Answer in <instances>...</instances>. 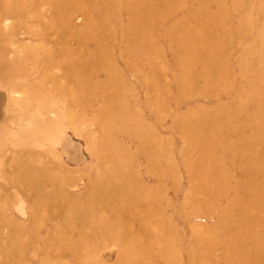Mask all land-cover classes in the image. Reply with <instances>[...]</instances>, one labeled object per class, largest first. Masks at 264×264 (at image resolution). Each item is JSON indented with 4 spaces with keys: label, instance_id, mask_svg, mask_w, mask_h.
Masks as SVG:
<instances>
[{
    "label": "rangeland",
    "instance_id": "rangeland-1",
    "mask_svg": "<svg viewBox=\"0 0 264 264\" xmlns=\"http://www.w3.org/2000/svg\"><path fill=\"white\" fill-rule=\"evenodd\" d=\"M63 1L65 0H0V64L2 65V62L22 63L26 67L22 77L18 72L12 79L18 83L19 89L16 92H11L10 88L0 85V130H11L16 127L17 122H23L26 119L22 113L23 107L16 101L12 103L11 101L24 100L26 104L27 98L35 94L33 91L39 92L46 107L40 109L33 106L34 108H29L31 112L40 119L53 118L62 128L54 140L48 139L35 145L21 143L14 147L8 144L11 138L9 135L0 139V157L2 158L0 159V264H76L69 250L56 248L51 250V248L43 247L61 215L55 209L46 217L47 219L43 218L45 217L43 213L36 215L41 221L35 217L34 214L38 210L35 207V200L26 196L32 189H25L24 185L13 183L11 161L13 151L38 152L42 159L34 162L35 165L46 164L51 168L69 173L70 182L65 186L66 190L61 196V201L64 203L69 200L76 202L83 200L88 188L90 192L97 188V183L93 180L100 178L110 165L108 157L106 158L98 149L103 140L102 125L99 124L98 118L105 109L114 114L113 122L117 126L121 109H117L107 101L105 92H110L108 86L105 87L107 90L96 87V93L86 92L82 96L87 99L88 108H85L76 98L74 93L77 92V87L67 78L66 71L61 65V61L65 59L64 33L66 30L69 31L68 27L59 29L50 24L57 5ZM177 1L181 0H176L174 10L165 8L152 10L150 0H140L133 6L132 10L136 9L140 12L138 24L149 25V22L152 24L149 36L153 44L149 43L148 47L155 50L152 54L148 56L135 54L128 61L123 58L126 38L132 34L125 11L108 16L107 22L112 30L111 36H106V41L110 44L114 71L119 81L118 93L122 94V105L127 106L123 111L130 116V121L126 125L137 127V129L145 128L153 133L159 141L160 152H162L157 156L162 160L167 158L175 168L169 169L168 163L164 162L156 173L148 171L149 156L141 149L140 137L132 134L130 129L115 135L117 142L132 156V158L124 159L123 162L131 164L136 179L147 184L162 197L160 206L164 209L170 226L175 230V244L179 253L178 264H188L185 249L195 245L197 233L206 236L208 231L215 228L219 221L218 210L234 198L235 192L234 183H231L219 197L218 208L207 207L198 214L189 215L186 220L182 217L183 201L198 184L189 161L194 160L199 152L187 150L189 139L180 125L179 118H188V111L197 106H205L207 109L227 106L232 102V98L237 96L236 91L240 83H243L242 65L251 62L253 54H250L249 50L259 45L257 32L264 25V0H221L220 4H216L215 0H182L180 4ZM237 2L240 10L235 8ZM102 3L103 0H79L74 3L69 19L70 29L79 32L89 21V24L92 23L91 27L97 28L96 32L101 30L107 35V28L105 30L99 25V17L96 14ZM8 4L16 8L11 15L7 13L6 5ZM218 8L224 15L219 25L226 40L218 55L226 61L229 69L228 78L226 81L223 80L225 82L221 85L212 86L209 89L210 93L196 86L183 94L178 85L177 66L170 53V48L179 50L184 43L182 35L175 26L181 22L182 18L195 10L202 9L215 13ZM244 16L251 17L253 28L239 34L236 31L237 22ZM137 26H134V30ZM213 30L209 28L206 31L210 33ZM139 42L144 45L143 39H139ZM67 45L74 48L78 45V41L72 38ZM97 45L98 43L90 41L89 46L92 50L96 49ZM29 48H36V54L41 58L46 50L51 51L52 61L50 63L38 61L39 65H37L32 58L33 52L29 51ZM260 56L261 62L255 65L252 63L251 66L257 85L264 91V46ZM198 70L199 66L197 74ZM106 75L103 68H98L93 75L94 82L103 80ZM243 101L248 114L252 117L259 115V110L252 99ZM26 106L29 107L27 104ZM16 112L17 118H11L10 113ZM67 112L72 114L67 116ZM68 122L74 125L76 130L69 126ZM239 127L248 134L249 130L243 127L240 116L233 114L223 134L230 145L219 154L223 166L230 170L233 181L242 177V167L245 163L244 159H235V165L232 162L234 151L236 152L241 146L236 133ZM26 139L30 141V138ZM20 140L24 138L20 137ZM258 154L259 150L250 151L253 157ZM216 161V158L210 159L212 165H215ZM257 178L264 183V174ZM47 188L44 184L41 194L50 192ZM254 198L259 199L261 196L255 195ZM103 207L105 208L102 203L96 206L106 211ZM255 215L264 218V205L256 211ZM254 224L251 229L259 232L264 239V219L262 223ZM192 226L196 227V233ZM14 232L18 234L17 241L21 247V256L8 247V239L10 240V235ZM115 232L120 236L123 228L118 227ZM5 250L8 252L6 258L3 255ZM198 254L200 257L194 264H201V262L202 264H223L226 260L223 246L216 242L208 243L203 249L198 250ZM234 259V257L229 258V262ZM120 260L121 250L113 240L107 239L101 248L90 253L87 263L121 264Z\"/></svg>",
    "mask_w": 264,
    "mask_h": 264
},
{
    "label": "bare ground",
    "instance_id": "bare-ground-1",
    "mask_svg": "<svg viewBox=\"0 0 264 264\" xmlns=\"http://www.w3.org/2000/svg\"><path fill=\"white\" fill-rule=\"evenodd\" d=\"M139 1L103 0L96 14L99 17V25L105 30L107 28V35L101 30L96 32L97 28L91 27L92 23L89 24V21L79 32L70 29L71 8L79 0H65L59 3L50 22L52 26L59 29L68 27L69 31L66 30L64 33L65 59L61 61V65L66 71L67 78L77 87V92L74 93L76 98L85 108H88V101L82 96L86 92L96 93V87L107 88L108 86L110 92H105L107 101L117 109H121L117 126L113 122L114 114L105 109L98 118L103 133V140L98 149L101 154L108 157L110 165L100 178L93 180L97 183V188L91 192L88 188L83 200L79 202L69 200L64 203L61 201V196L66 190L65 186L70 182L69 173L51 168L46 164L35 165L34 162L42 159L38 152L15 150L11 157L13 183L22 184L25 189H32L26 196L35 200V207L38 209L34 214L35 217L39 218L36 215L43 213L45 219L55 209L61 215L43 247L51 248V250L55 248L69 250L76 264H93L87 263L90 253L101 248L107 239L113 240L121 250V264H178L179 262L175 230L170 226L164 209L160 206L162 197L134 177L131 164L123 162L124 159L132 158V156L115 137L116 133L128 129L132 134L140 137L141 149L149 156L148 171L156 173L164 162L168 163L169 169L175 168L167 158L162 160L157 156L162 152H160L159 141L153 133L145 128L137 129V127L126 125L130 121V116L123 111L127 106L122 105V94L118 93L119 81L114 71L110 44L106 41V36H111L112 30L107 22L108 16L125 11L132 34L126 38L123 58L128 61L135 54L148 56L155 51L148 48L149 43H152L149 36L152 24L150 22L149 25L138 24L140 12L136 9L132 10L134 4ZM181 2L183 1H177L179 4ZM215 2L220 4L221 0H215ZM150 4L152 10L158 8L174 10L176 0H150ZM235 8L241 9L238 2ZM6 9L10 15L16 11V8L10 4L6 5ZM223 17L220 8L215 13L198 9L182 18L181 22L175 26L182 35L184 43L179 50L170 48V53L177 66L178 85L183 94L196 86L209 92L212 86L221 85L227 80L229 69L226 61L218 55L219 50L226 43L225 34L221 33L222 28L219 25ZM40 25L44 26V24ZM134 26H137V29L134 30ZM209 28L214 30L208 33L206 30ZM251 28H253L251 17L244 16L238 20L236 31L243 34ZM257 37L259 45L249 50L253 57L251 62L242 65L243 83H240L236 91L237 96L232 98V102L227 106L211 107V109L197 106L188 111V118H179L180 125L189 139L187 150L199 152L194 160L189 161L198 184L183 201L182 217L186 220L189 215L198 214L207 207L218 208L219 197L231 183H234L235 192L234 198L218 210L219 221L215 228L208 231L206 236L197 233L195 245L185 249L188 264L197 263L200 257L198 250L212 242L223 246L226 256L223 264H264V239L259 232L251 229L254 223H262L264 219L255 215L256 211L264 205V183L257 178L264 174V91L257 85L251 66L252 63L255 65L261 62L260 51L264 46V25L259 28ZM72 38L78 41V45L74 48L67 45ZM139 39L144 40V45L139 42ZM90 41L98 43L96 49L90 48ZM28 50L33 52L32 58L37 65H39L38 61L50 63L53 59L51 51L46 50L41 58L36 54V48ZM0 66V85L10 88L11 92H16L19 89L18 83L12 79L18 72L21 77L24 75L25 65L2 62ZM98 68H103L107 75L103 80L95 83L93 75ZM33 92L35 94L27 98L26 104L29 107L24 100L11 101V103L13 101L19 103L23 107L22 113L26 116L23 122L16 123L15 128L8 131L0 130V139L6 135L11 137L8 142L11 146L17 147L21 143L35 145L48 139L54 140L62 129L53 118L40 119L31 112L29 108H34L33 106L40 109L46 107L39 92ZM245 99H252L255 102L259 110L258 116L252 117L247 113L246 106L243 104ZM10 114L11 118H17V112ZM71 114L72 112L66 113L67 116ZM233 114H238L245 130H249L248 134H245L240 127L236 130L241 146L236 152L234 151L232 162L235 165V159L245 160L242 177L236 181H233L230 170L223 166L219 156L221 151L230 145L223 134ZM68 124L76 130L74 125L70 122ZM20 137L24 138L23 142ZM26 138H30V141ZM252 149L259 150V154L251 156ZM211 158L217 159L215 165L210 163ZM0 159L2 160L1 157ZM44 184L50 192L41 194ZM255 195H260L261 198L255 199ZM101 203L107 208L103 207L106 211L96 208ZM107 212L110 213L107 214ZM39 220L41 221L40 218ZM118 227L123 228L120 236L115 232ZM192 229L195 233L197 232L195 226H192ZM17 240L18 234L12 233L10 240L8 239V247L21 256V247ZM3 255L6 258L8 252L5 250ZM231 257L235 259L230 263ZM201 261L204 260L201 259Z\"/></svg>",
    "mask_w": 264,
    "mask_h": 264
}]
</instances>
